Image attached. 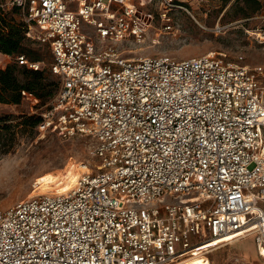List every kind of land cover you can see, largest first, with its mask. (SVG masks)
<instances>
[{
    "label": "built area",
    "instance_id": "2783aa9c",
    "mask_svg": "<svg viewBox=\"0 0 264 264\" xmlns=\"http://www.w3.org/2000/svg\"><path fill=\"white\" fill-rule=\"evenodd\" d=\"M9 4L49 47L59 81L37 130L93 139L99 164L68 192L0 210V264H191L252 232L264 264L252 211L264 209L263 67L218 52L132 56L153 27L147 0Z\"/></svg>",
    "mask_w": 264,
    "mask_h": 264
},
{
    "label": "rangeland",
    "instance_id": "374dc122",
    "mask_svg": "<svg viewBox=\"0 0 264 264\" xmlns=\"http://www.w3.org/2000/svg\"><path fill=\"white\" fill-rule=\"evenodd\" d=\"M9 1L4 0L7 10L12 9ZM260 1L263 7L243 19L236 15L245 0H231L227 4L224 0H147L143 11L153 15V27L145 43L130 45L132 56H169L182 60L218 52L230 57L242 56L249 67L264 69V40L258 37L264 28V0ZM164 14L165 23L174 28L172 33L161 32ZM17 19L22 21L24 17L18 15ZM36 34L34 27L31 35ZM26 45L37 51L48 78L59 82L50 71L49 47L31 37ZM11 65H16L14 57L0 54V69ZM56 94L46 102L31 96L19 105L0 103V210L45 191L64 172L72 174L81 166L94 169L99 164L92 153L93 139L79 136L64 139L58 133L41 134L37 127L23 124L27 118L48 109ZM73 167L77 169L71 172ZM253 211L264 223V209L255 205ZM255 235L215 247L206 257L212 264H263Z\"/></svg>",
    "mask_w": 264,
    "mask_h": 264
},
{
    "label": "trees",
    "instance_id": "16d2710c",
    "mask_svg": "<svg viewBox=\"0 0 264 264\" xmlns=\"http://www.w3.org/2000/svg\"><path fill=\"white\" fill-rule=\"evenodd\" d=\"M231 0H224L225 4ZM263 4L260 0H245L240 8L239 16L243 19L249 18L257 13ZM22 15L17 7L11 10L0 7V54L3 56L25 55L33 62L41 60L35 49L26 45L28 40V25L24 20L17 19ZM8 66L0 69V103L7 105H19L27 95L46 102L50 100L59 89V82L51 81L46 75L45 70L33 71L26 66ZM21 75V77H19ZM2 119H0V122ZM40 122L39 116L27 118L24 125L37 127Z\"/></svg>",
    "mask_w": 264,
    "mask_h": 264
},
{
    "label": "bare ground",
    "instance_id": "6f19581e",
    "mask_svg": "<svg viewBox=\"0 0 264 264\" xmlns=\"http://www.w3.org/2000/svg\"><path fill=\"white\" fill-rule=\"evenodd\" d=\"M76 169L77 168L73 167L72 169H70V171L74 172ZM88 171H90V168H88L87 166H81L80 170H78L77 172H74L72 174H70L69 171L64 172L63 174H60L59 180L51 182L50 186L48 188H46L45 191L38 193V194H35L32 197H36L38 195L46 194V193L51 192V191H56L59 193L68 192L76 186V182H77L78 178L81 176V174L88 172ZM32 197H30V198H32ZM254 207H255V205L253 206L252 211H253ZM254 233L255 232H252L251 234H249L245 237H242V238H246V237H248ZM242 238L241 237H237V238L231 237V238H228L226 240H228V244H230V243H234L235 241L241 240ZM226 240H223V241H226ZM220 243H221V241L215 242L213 245L217 246ZM228 244H221V245H219V247H216V248H220V247H222L224 245H228ZM190 263L191 264H212L210 262V260L205 256H199V257L193 259L192 261H190Z\"/></svg>",
    "mask_w": 264,
    "mask_h": 264
}]
</instances>
